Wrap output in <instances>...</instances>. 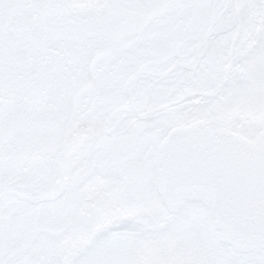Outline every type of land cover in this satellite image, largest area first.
<instances>
[{
    "label": "snow or ice",
    "instance_id": "snow-or-ice-1",
    "mask_svg": "<svg viewBox=\"0 0 264 264\" xmlns=\"http://www.w3.org/2000/svg\"><path fill=\"white\" fill-rule=\"evenodd\" d=\"M0 264H264V0H0Z\"/></svg>",
    "mask_w": 264,
    "mask_h": 264
},
{
    "label": "water",
    "instance_id": "water-1",
    "mask_svg": "<svg viewBox=\"0 0 264 264\" xmlns=\"http://www.w3.org/2000/svg\"><path fill=\"white\" fill-rule=\"evenodd\" d=\"M218 210L220 215L216 219V224L221 227H227L228 223L243 225L246 217L237 216L233 218V197L231 190L221 189L217 197Z\"/></svg>",
    "mask_w": 264,
    "mask_h": 264
},
{
    "label": "rangeland",
    "instance_id": "rangeland-1",
    "mask_svg": "<svg viewBox=\"0 0 264 264\" xmlns=\"http://www.w3.org/2000/svg\"><path fill=\"white\" fill-rule=\"evenodd\" d=\"M212 226H213V228H218V225L216 224V222H214V224H213ZM178 243H179L178 240H172V241H169L168 246H167L166 248H164V249H162L160 252H157V253H154V254L157 255V256H160L161 258H163V257H162V253H163V252H169V253H170L172 250L175 249V246H176Z\"/></svg>",
    "mask_w": 264,
    "mask_h": 264
}]
</instances>
